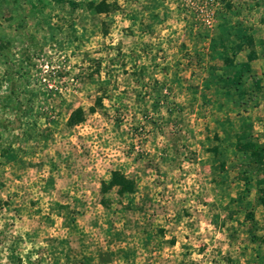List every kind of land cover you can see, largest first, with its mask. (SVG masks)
I'll return each mask as SVG.
<instances>
[{
    "label": "rangeland",
    "instance_id": "1",
    "mask_svg": "<svg viewBox=\"0 0 264 264\" xmlns=\"http://www.w3.org/2000/svg\"><path fill=\"white\" fill-rule=\"evenodd\" d=\"M0 264H264V0H0Z\"/></svg>",
    "mask_w": 264,
    "mask_h": 264
},
{
    "label": "trees",
    "instance_id": "2",
    "mask_svg": "<svg viewBox=\"0 0 264 264\" xmlns=\"http://www.w3.org/2000/svg\"><path fill=\"white\" fill-rule=\"evenodd\" d=\"M99 5V4H97ZM103 5V4H102ZM97 8L95 11L100 12ZM83 121V114L80 109H76L67 118L68 126H74L79 122ZM259 159V156H258ZM110 189H114L118 197L125 194H131L135 191L134 181L124 176L119 171L113 170L109 172V178L106 183L101 182L99 187V192L105 194Z\"/></svg>",
    "mask_w": 264,
    "mask_h": 264
},
{
    "label": "crops",
    "instance_id": "3",
    "mask_svg": "<svg viewBox=\"0 0 264 264\" xmlns=\"http://www.w3.org/2000/svg\"><path fill=\"white\" fill-rule=\"evenodd\" d=\"M113 170H115V169H113ZM113 170H112V171H113ZM116 171H118V170L116 169ZM120 173H121V172H120ZM123 175H124V174H123ZM124 176H125V175H124ZM108 178H109V175H108ZM107 181H108V179H107V180H103L102 182L106 183ZM110 190H112V189H110ZM110 190H109V191H110ZM131 194H132V193H131ZM125 195H130V194H125ZM116 196H117V195H116ZM123 196H124V195H123Z\"/></svg>",
    "mask_w": 264,
    "mask_h": 264
}]
</instances>
